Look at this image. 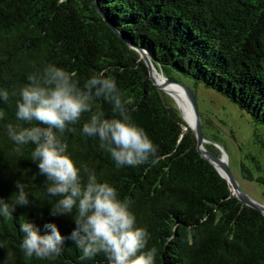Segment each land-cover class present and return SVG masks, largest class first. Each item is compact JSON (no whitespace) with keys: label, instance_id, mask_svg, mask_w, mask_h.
I'll return each mask as SVG.
<instances>
[{"label":"trees","instance_id":"1","mask_svg":"<svg viewBox=\"0 0 264 264\" xmlns=\"http://www.w3.org/2000/svg\"><path fill=\"white\" fill-rule=\"evenodd\" d=\"M112 26L133 46L143 49L167 77L181 76L214 92L245 114L253 127L259 156L244 155L239 177L264 187V0H95ZM55 64L82 86L104 72L131 101L132 120L158 146V162L117 168L97 138L85 137V113L75 133L57 138L81 168L107 182L121 200H129L136 226L157 249L156 264H264V217L230 195V187L197 151L194 133L172 100L156 89L138 54L117 37L89 0H0V198L15 207L0 217V264H106L103 255L80 260L66 240L52 260L24 256L20 225L55 223L63 236L75 227L72 216L50 215L55 197L45 193L46 178L31 160L34 145H16L7 125L31 126L16 119L13 91L28 83L35 68ZM113 118L111 105L95 102ZM203 132V130H202ZM203 137L212 143L215 139ZM203 147L218 152L211 145ZM25 186L29 206H16L15 182Z\"/></svg>","mask_w":264,"mask_h":264},{"label":"clouds","instance_id":"2","mask_svg":"<svg viewBox=\"0 0 264 264\" xmlns=\"http://www.w3.org/2000/svg\"><path fill=\"white\" fill-rule=\"evenodd\" d=\"M74 76L55 64H46L35 68L27 77L28 83L11 93L19 97L16 119L31 125H7L8 137L16 145L14 151L22 156L23 146L34 145L31 160L37 164L39 175L46 178L45 193L57 198L50 215H70L75 224L71 233L63 236L53 222L43 225V235L33 222H23L20 248L27 258L52 260L62 254L66 240H71L82 253V261L102 254L106 264H156L157 249L145 251L148 233L136 226L131 201L121 200L107 182H98L86 165L82 168L87 179L82 181L81 168L66 154L67 145L57 138L56 132L75 133L73 126L85 113H90L82 134L97 138L99 148L110 154L118 169L149 162L155 165L158 146L133 122L131 101L123 98L115 79L101 72L90 76L81 86ZM9 95L7 90H0L4 101L9 100ZM100 99L111 105L113 118H105L104 111L95 103ZM3 116L0 112V119ZM15 188V205L29 206L24 184L18 180ZM14 210L0 198V217L7 221Z\"/></svg>","mask_w":264,"mask_h":264},{"label":"rangeland","instance_id":"3","mask_svg":"<svg viewBox=\"0 0 264 264\" xmlns=\"http://www.w3.org/2000/svg\"><path fill=\"white\" fill-rule=\"evenodd\" d=\"M185 83L193 88L204 135L215 139L223 148L227 155L229 169L243 193L264 205V187L248 183L239 177V165L241 161H244V155L250 153L259 156V147L254 142L253 127L248 117L214 92L200 85L193 86L189 80H185ZM180 113L184 118L183 113ZM185 124L188 126L186 121ZM188 127L191 128V126ZM210 145L218 152L215 145Z\"/></svg>","mask_w":264,"mask_h":264},{"label":"water","instance_id":"4","mask_svg":"<svg viewBox=\"0 0 264 264\" xmlns=\"http://www.w3.org/2000/svg\"><path fill=\"white\" fill-rule=\"evenodd\" d=\"M89 2L91 4L93 10L95 11V13L106 24V26L114 34H116L117 37L120 38V40H122L128 46V48L134 50L138 54L139 59L144 63V65L147 69L149 79L152 82V84L154 85V87L156 89L160 90L161 92H163L166 96H168L169 98H171L173 100V102L176 105V109L179 111V113H180V110L176 104V101L170 96V94L165 90L164 87L166 85H177L178 87H180L182 89V92H183L184 96L186 97V99L189 103L192 115L194 117V124H193V126H191L190 129L195 135L196 142H197V151H198L199 155L204 160H206L209 164H211L213 166V168L216 170V172L219 174V176L227 182L228 186L230 187V195L231 196L235 197L243 205L250 207L256 211H259L264 217V205H262L258 202H255L249 196H247L245 193H243V191L241 190L236 178L234 177V175L232 174V172L229 169L228 161H227V155L224 152L223 148L216 143H212L210 141H207L203 137L200 115L198 113V107L196 104V99H195V95L193 92V88L189 87L185 83V80H189V79L183 78V77L177 76V75L173 76L172 78L165 76L164 73L162 72V69L159 67V65L154 63L150 59L148 54L143 49L136 47V46H133L112 26V24L110 23L108 18L104 15L103 11L101 10L100 6L96 3L95 0H89ZM153 68H155L157 70V72L161 75L162 81L160 84H157L153 79V76H152ZM192 85L197 86L193 82H192ZM180 115H181V113H180ZM181 118L184 121V118L182 117V115H181ZM205 144L215 145L217 147L220 155L217 156V155H214V154L208 152L203 147V145H205Z\"/></svg>","mask_w":264,"mask_h":264},{"label":"bare ground","instance_id":"5","mask_svg":"<svg viewBox=\"0 0 264 264\" xmlns=\"http://www.w3.org/2000/svg\"><path fill=\"white\" fill-rule=\"evenodd\" d=\"M152 76H153L154 81L157 84L161 83L162 81L161 75H159V73L157 72L155 68H153L152 70ZM164 88L178 104L179 108L181 109L180 112L183 113L184 119L186 123L188 124V126H193L194 117L192 115L189 103L182 92V89L178 87L177 85H166Z\"/></svg>","mask_w":264,"mask_h":264}]
</instances>
